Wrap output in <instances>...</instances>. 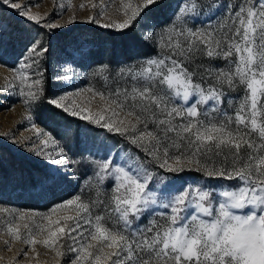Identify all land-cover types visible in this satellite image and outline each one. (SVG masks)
I'll return each instance as SVG.
<instances>
[{
    "label": "snow or ice",
    "instance_id": "6c2138e0",
    "mask_svg": "<svg viewBox=\"0 0 264 264\" xmlns=\"http://www.w3.org/2000/svg\"><path fill=\"white\" fill-rule=\"evenodd\" d=\"M159 2L145 0L143 8L125 5L131 14L125 11L126 18L115 25L101 23L95 17H89L87 22L128 29L144 9ZM0 4L16 10L28 21L40 22L38 16L14 0H0ZM206 7L214 9L219 5L215 0L207 4L205 0H194L190 5L182 0L169 24L148 28L143 33L145 41L164 54L144 58L138 68H121L118 76L124 78L123 89L116 82V89L107 97L88 89L110 101V108L103 110L110 115L86 114L87 110L75 99L71 105L64 103L71 94L47 98V103L56 109L125 137L151 157L158 171L153 173L136 161L129 162L130 158L116 164L105 141L86 134L81 136L83 147L76 149L48 132L41 133L47 137L41 141L45 148L50 141L58 146L55 154L32 150L47 164L46 173L40 177L41 185L59 186L68 180V168L92 164L101 186L114 180V206L99 199L86 203L77 194L55 204L48 214L39 217L41 222L34 220V228L24 224L28 229V235L23 237L26 245L42 243L51 247L66 264H264V0H239L237 6L226 5L231 24H220L219 29H212L211 21L208 27L189 26L188 21L195 22L197 13ZM177 20L181 21L179 27ZM2 31L0 27V35ZM48 51L38 38L26 45L19 68L31 69L35 78L28 83L30 75L23 71L15 77L21 83L18 95L25 107L45 102L41 60ZM197 57H206L209 65L201 63L190 69ZM216 59L224 60L225 67L213 66L211 62ZM201 70L203 74L198 76ZM67 78L70 77L60 73L55 76L57 81ZM213 79L215 84L209 83ZM204 83H209L207 89ZM239 85L246 86V95L233 118L222 105L227 90ZM7 91L17 94L12 85ZM228 104L232 106L233 101L228 100ZM121 112L135 123L129 121L125 126V120L116 119ZM65 132L76 135L71 128ZM253 133L258 134L259 143ZM245 148L251 150L246 159ZM186 171L201 174L205 182L192 180L177 185L179 176ZM212 179L235 180L238 184L214 185L209 183ZM100 205L104 206L107 219L113 220L112 227L107 226L104 214L93 216V206ZM58 210L75 215L54 218ZM5 211L0 207V212ZM145 214L159 215L163 223L150 219L147 226L141 227L139 221ZM16 219L24 220L25 214L20 213ZM19 228L9 222L7 233L22 239ZM36 235L44 238L37 240ZM58 243L67 251L55 247Z\"/></svg>",
    "mask_w": 264,
    "mask_h": 264
},
{
    "label": "rangeland",
    "instance_id": "374dc122",
    "mask_svg": "<svg viewBox=\"0 0 264 264\" xmlns=\"http://www.w3.org/2000/svg\"><path fill=\"white\" fill-rule=\"evenodd\" d=\"M14 2L26 6V10L38 16L40 22L28 21L26 18L20 17L16 10L0 4V27L3 29L2 35H0V207L6 209L5 212H0V264H66V261L62 257H58L51 247H45L42 243L26 245L23 242V237L28 235V229H25L23 225L29 224L34 228V220L41 222L39 217L48 214L55 204L73 198L77 194L81 196L83 202L91 203L99 199L112 207L114 206L111 203L114 194V180L109 179L101 186L93 174L96 169L92 164L85 163L84 166L68 168V180L59 186H42L40 177L46 173L47 164L42 157L32 154V150L55 154L58 146L50 141L49 146L45 148L41 141L47 137L41 133L48 132L55 139L62 140L65 145L73 146L76 149L83 147L81 136L86 134L90 138L104 140L111 148L116 164L130 158L129 162L136 161L137 164L148 168L153 173L158 169L151 157H146L145 153L139 150L136 145L131 144L128 139L115 132L109 133L107 130L78 117L70 116L62 110L63 115L52 111L46 108L44 103H39L38 106L30 104L25 107L23 98L18 95L21 83L15 77L17 73L23 71L30 75L28 83H31V79L35 78L31 76V69L21 70L19 68L20 61L26 55V45L33 38L40 39L45 46L50 43V50L41 60V68L45 72L43 87L44 90L49 91L47 98H58L60 94H71L64 103L71 105L72 100L75 99L77 105L87 110L86 114L101 113L105 116L110 115L109 111H103L110 108V101L101 99L99 95H94L88 89L92 88L97 92H103L107 97L111 91L116 89V82L119 83L121 89L126 86L124 78L118 76L121 68L126 69L129 66L138 68L139 62L144 58L162 56L164 53L156 45L150 43L153 47L152 53L132 56L133 51L130 50L132 45L127 38L125 48L129 49L131 58L122 60L114 54L115 60H112L110 64L107 61L102 64L96 61L98 58L106 59L110 49H115L114 53H117L118 49H122L124 45L118 44L117 39L111 40V37L118 36L117 31L120 29L115 26L104 28L97 23H89L87 22L88 18L95 17L101 23L115 25L126 18L125 11H128L129 15L131 14V10L125 8V5L131 4L132 7L143 8L145 0H14ZM183 2L190 5L194 0H183ZM212 2L213 0H205L206 4ZM215 2L219 5L218 8L209 9L206 7L202 13H197L196 21L189 20L188 25L194 28H199L201 25L208 27L211 21L212 29H219L220 24H231V20L226 15V5L237 6L239 0H215ZM181 3L182 0H160L159 3L144 9L143 14L133 23L131 29L144 39L143 33L152 25L159 28L169 24ZM69 19H74L75 22L68 24ZM50 24L61 25V27H47ZM176 24L178 27L181 26V21L177 20ZM114 41L117 42L114 44ZM201 63L205 66L209 65L206 57H197L190 69ZM211 64L217 68L225 67V61L222 59H216ZM100 66L106 67L101 68ZM96 72H100L101 75H94ZM57 73L70 78L57 81L55 79ZM201 74H203L202 70L197 75ZM207 79L205 75V80ZM209 83L215 84V80L213 79ZM209 83H204L203 87L207 89ZM10 85L15 88L17 94L7 91ZM24 87L27 90V84ZM245 87L239 85L234 90H227V98L222 108L233 118L246 95ZM228 100L233 101L232 106L228 104ZM30 115L31 119L28 118ZM116 119L125 120V126L129 121L135 123V120L127 117L124 112H121ZM150 127L153 126L150 125ZM69 128L75 130L74 137L66 134L65 130ZM233 128H235V124H233ZM253 137L259 143L258 134L253 133ZM171 151L175 152L174 149ZM248 151L251 150L244 149V159L247 158ZM161 155H163V149H161ZM219 159L221 162L223 161V157ZM188 173L186 171L179 176L176 181L177 185L183 184L185 181L191 183L192 180L201 184L205 182L204 178H194ZM209 183L235 186L238 181L210 180ZM156 187L158 190L159 185ZM44 200L50 201L48 205L41 208L33 207V202L41 204ZM159 211L163 210L159 209ZM20 213L25 214L24 220L16 219ZM64 214L75 215L74 212L65 213L63 210H58L54 218ZM92 214L93 216L104 214L107 226H113V220L107 219L103 205L93 206ZM150 219L163 223L159 215L145 214L139 221V226H147ZM9 222L14 226L17 224L20 226L19 235L22 239H14L7 233ZM43 223L46 224V221ZM64 223L61 221V224ZM134 226L136 225L134 224ZM35 238L42 240L44 237L36 235ZM65 242L71 243L70 241ZM55 247L63 252L67 251L60 248L59 243ZM23 252H26L27 255H23ZM71 258L72 254L69 253L67 260L70 261Z\"/></svg>",
    "mask_w": 264,
    "mask_h": 264
},
{
    "label": "trees",
    "instance_id": "16d2710c",
    "mask_svg": "<svg viewBox=\"0 0 264 264\" xmlns=\"http://www.w3.org/2000/svg\"><path fill=\"white\" fill-rule=\"evenodd\" d=\"M131 26L128 29H123V30H118L117 31V37L113 38L111 37V40H116L119 41L118 44H122L124 45V47L122 49H118L117 53L115 52V49L113 50L110 49V51L107 53L106 55V59L103 58H98L96 61H98L99 63H104L107 61V63H111L112 60H115L114 54L118 55V57L122 60H125L127 58H131V54L129 49L125 48V45H127V38L130 40L131 42V49L133 51L132 56H143V55H148L150 53L153 52V47L150 43L146 42L141 36L140 34H137L135 30H130ZM58 34V33H57ZM114 41V44L117 42ZM46 47L49 48L50 50V43H47ZM20 50V49H19ZM48 53V52H47ZM118 60V59H117ZM116 60V62H117ZM49 91H47L45 89V102H43L46 106V108L52 110V111H57L60 114L63 115V112L59 109H56L55 107H53L52 105H50L49 103H47V97H48ZM35 166V165H33ZM189 175H191L194 178H203V176L199 173L196 172H189ZM3 176V173L1 174ZM212 180H218V179H212ZM21 185V184H19ZM50 201L49 200H44V202H42L41 204H36L35 202L32 203L33 207H37V208H41L44 207L45 205H48Z\"/></svg>",
    "mask_w": 264,
    "mask_h": 264
}]
</instances>
